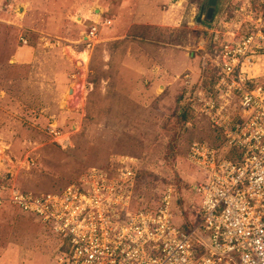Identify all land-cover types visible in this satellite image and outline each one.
<instances>
[{
  "label": "rangeland",
  "instance_id": "rangeland-1",
  "mask_svg": "<svg viewBox=\"0 0 264 264\" xmlns=\"http://www.w3.org/2000/svg\"><path fill=\"white\" fill-rule=\"evenodd\" d=\"M250 1L259 5L217 0L208 18V0H156L149 9L141 2L138 10L137 0H0V186L61 192L89 168L126 159L132 211L156 210L171 188L175 223L193 224V186L204 172L191 162L190 144L222 140L207 114L230 123L239 111L235 95L227 104L218 97L205 52L213 31L248 30L239 9ZM94 9L97 21L111 22L93 24ZM91 25L97 34L88 40ZM203 92L214 108L197 100ZM8 195L0 201V264H57L60 235Z\"/></svg>",
  "mask_w": 264,
  "mask_h": 264
},
{
  "label": "built area",
  "instance_id": "built-area-1",
  "mask_svg": "<svg viewBox=\"0 0 264 264\" xmlns=\"http://www.w3.org/2000/svg\"><path fill=\"white\" fill-rule=\"evenodd\" d=\"M241 10L248 27L243 35L217 29L208 51L195 49L206 51L205 65L212 62L218 97L227 104L235 95L239 111L230 123L207 114L221 126L222 140L190 144L189 158L204 172L193 186L199 196L193 224L175 223L171 188L156 210L132 211L134 172L126 159L111 169L89 168L61 192L0 186V201L9 192L7 199L60 235L57 264H264V0ZM89 28L88 40L97 34L96 25ZM202 96L197 100L207 97L204 105L214 108L213 94ZM223 149L228 153L218 161Z\"/></svg>",
  "mask_w": 264,
  "mask_h": 264
},
{
  "label": "crops",
  "instance_id": "crops-1",
  "mask_svg": "<svg viewBox=\"0 0 264 264\" xmlns=\"http://www.w3.org/2000/svg\"><path fill=\"white\" fill-rule=\"evenodd\" d=\"M141 2H144V3H146V5L147 6H143L145 9H149L148 7H153L154 5L157 7V5H156V0H137V4H138V8H137V10L139 9V8H141L140 7V5H141ZM208 3H209V0H208ZM209 6H210V4H209ZM209 8V7H208ZM95 10L97 11V12H95ZM144 12V11H143ZM142 12V13H143ZM100 13H101V11H100V9H99V12H98V9H94L93 10V16L95 15V17L94 18H91V22H95V21H97V20H99L100 19ZM99 17V18H98ZM147 22H144V24H146ZM137 24H139V23H137ZM150 24V23H149ZM197 53L195 50H193V53ZM194 53V54H195ZM128 71V70H127ZM129 71H130V69H129ZM128 71V72H129Z\"/></svg>",
  "mask_w": 264,
  "mask_h": 264
},
{
  "label": "trees",
  "instance_id": "trees-1",
  "mask_svg": "<svg viewBox=\"0 0 264 264\" xmlns=\"http://www.w3.org/2000/svg\"><path fill=\"white\" fill-rule=\"evenodd\" d=\"M207 5L209 6V3H208V2H207ZM214 13H215V11H214ZM214 15H215V14H214ZM214 15H213V16H214ZM199 52H202V51H198L197 53H199ZM214 78H215V77H214ZM214 78L212 77L211 80H212V79L215 80ZM185 90H186V89H185ZM186 94H187V95H186V98L188 97V100H190V101L192 100V101H193V99H192V97H193L192 89H190L189 91H187ZM186 98H185V99H186ZM183 116L186 117V116H187V113L184 112V113H183ZM218 131H219V130H218ZM218 131H217V132H218ZM219 132H220V138H221L222 133H221V131H219ZM221 139H222V138H221ZM209 142H211V143H217V142H212V141H209ZM218 142H219V141H218ZM185 221H186V220H183V221L181 222L183 228H184V227L187 228V226H186L187 224L185 223ZM188 221H189V220H188Z\"/></svg>",
  "mask_w": 264,
  "mask_h": 264
},
{
  "label": "water",
  "instance_id": "water-1",
  "mask_svg": "<svg viewBox=\"0 0 264 264\" xmlns=\"http://www.w3.org/2000/svg\"><path fill=\"white\" fill-rule=\"evenodd\" d=\"M216 1L217 0H209V4H210V6H209V8H208V18H211L212 17V15H213V13H214V6H215V4H216ZM72 90V88L70 89V91Z\"/></svg>",
  "mask_w": 264,
  "mask_h": 264
},
{
  "label": "bare ground",
  "instance_id": "bare-ground-1",
  "mask_svg": "<svg viewBox=\"0 0 264 264\" xmlns=\"http://www.w3.org/2000/svg\"><path fill=\"white\" fill-rule=\"evenodd\" d=\"M83 60V59H82ZM80 63V62H79ZM70 91V90H69ZM77 94V92H75V89L72 87V90L70 91V94H69V96L70 97H73L74 95H76ZM72 101V100H71ZM71 101H66V104H67V106L68 105H70L71 103Z\"/></svg>",
  "mask_w": 264,
  "mask_h": 264
}]
</instances>
